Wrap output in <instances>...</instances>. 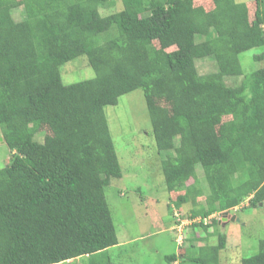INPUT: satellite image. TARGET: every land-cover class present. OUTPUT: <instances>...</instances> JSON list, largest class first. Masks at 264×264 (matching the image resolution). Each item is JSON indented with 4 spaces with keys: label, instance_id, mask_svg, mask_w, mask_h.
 <instances>
[{
    "label": "trees",
    "instance_id": "1",
    "mask_svg": "<svg viewBox=\"0 0 264 264\" xmlns=\"http://www.w3.org/2000/svg\"><path fill=\"white\" fill-rule=\"evenodd\" d=\"M121 3L104 14L117 0H0V128L10 150L0 168V264L82 256L99 264L104 258L94 257L119 244L105 190L123 170L105 107L137 89L165 188L171 197L182 192L180 210L193 205L190 220L246 199L250 208L264 205V65L247 73L240 60L264 48V0ZM260 51L254 60L262 63ZM81 55L95 76L65 84L61 66ZM201 59L213 60L214 70L200 73ZM240 75L239 86L226 82ZM198 168L209 187L204 203ZM194 223L206 232L202 245L164 259L219 264L227 236L208 231L219 218ZM241 260L264 264V238Z\"/></svg>",
    "mask_w": 264,
    "mask_h": 264
},
{
    "label": "rangeland",
    "instance_id": "2",
    "mask_svg": "<svg viewBox=\"0 0 264 264\" xmlns=\"http://www.w3.org/2000/svg\"><path fill=\"white\" fill-rule=\"evenodd\" d=\"M251 3L255 5V1ZM120 9L122 3L117 0L116 6L102 12L107 14ZM254 10L253 7L250 14L252 17ZM13 16L16 20H21L24 17L23 9H14ZM155 44L158 45L157 42ZM263 49L253 48L240 54L245 72L264 65V60L262 63L254 60V54L264 51ZM61 67L65 84L95 76L86 55H81ZM197 67L204 74L213 71L215 64L211 59H201L198 60ZM242 79L243 75L227 77L226 82L239 86ZM105 112L123 170V177L113 179L105 190L119 244L94 258H104L99 264H104L108 259L112 264H172L164 259V255L175 252L181 255L193 244L202 245L198 238L203 237L206 232L201 227L193 226L197 224L194 222L201 221V217L195 218L194 222L190 220L193 205L186 203L182 205L183 210H180L175 205V200L182 192H176L171 197L165 188L161 168L162 153L158 154L155 148L152 123L143 90L137 89L122 95L118 104L107 105ZM43 137L44 133H41L39 139L42 140ZM9 158L8 146L0 142V168L8 163ZM198 173V184L203 194L198 197V202L204 203L209 187L201 168H198ZM248 203L246 199L240 206L228 211L230 215L226 220H221L219 213L204 220V223H208L214 216L219 218V224L208 231L215 230L217 233L220 230L227 236V247L219 253V264H242L243 257L251 256L259 249V240L264 238V207L260 203V207L254 209ZM233 215L236 220H232ZM217 239V234L210 236L208 243L216 244ZM58 264H91V259L82 256ZM173 264L186 263L177 261Z\"/></svg>",
    "mask_w": 264,
    "mask_h": 264
},
{
    "label": "water",
    "instance_id": "3",
    "mask_svg": "<svg viewBox=\"0 0 264 264\" xmlns=\"http://www.w3.org/2000/svg\"><path fill=\"white\" fill-rule=\"evenodd\" d=\"M1 141H3V138L0 139V142H1ZM221 214H222V216H223L221 220H226V217H227L228 215H230L228 211H224V212H222ZM234 219H235V220L237 219L235 215L232 216V220H234Z\"/></svg>",
    "mask_w": 264,
    "mask_h": 264
},
{
    "label": "clouds",
    "instance_id": "4",
    "mask_svg": "<svg viewBox=\"0 0 264 264\" xmlns=\"http://www.w3.org/2000/svg\"><path fill=\"white\" fill-rule=\"evenodd\" d=\"M214 214H215V213H214ZM216 214H217V213H216ZM219 214H221V213H219ZM212 215H213V214H212ZM212 215H211V216H212ZM220 216H222V214H221ZM209 217H210V216H209ZM209 217H207V218H209ZM214 217H215V216H214ZM222 217H223V216H222ZM207 218H203V219L201 218V220L204 221V219H207Z\"/></svg>",
    "mask_w": 264,
    "mask_h": 264
},
{
    "label": "crops",
    "instance_id": "5",
    "mask_svg": "<svg viewBox=\"0 0 264 264\" xmlns=\"http://www.w3.org/2000/svg\"><path fill=\"white\" fill-rule=\"evenodd\" d=\"M99 254H101V253H99ZM103 254V253H102ZM177 263V262H176Z\"/></svg>",
    "mask_w": 264,
    "mask_h": 264
},
{
    "label": "built area",
    "instance_id": "6",
    "mask_svg": "<svg viewBox=\"0 0 264 264\" xmlns=\"http://www.w3.org/2000/svg\"><path fill=\"white\" fill-rule=\"evenodd\" d=\"M204 220H206V219H204Z\"/></svg>",
    "mask_w": 264,
    "mask_h": 264
}]
</instances>
